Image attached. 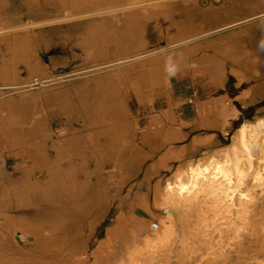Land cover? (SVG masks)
Returning a JSON list of instances; mask_svg holds the SVG:
<instances>
[{
  "label": "rangeland",
  "instance_id": "1",
  "mask_svg": "<svg viewBox=\"0 0 264 264\" xmlns=\"http://www.w3.org/2000/svg\"><path fill=\"white\" fill-rule=\"evenodd\" d=\"M247 4L253 11L247 12ZM6 11H19L21 18ZM52 18L61 21L33 26ZM23 22L29 25L9 28ZM128 27L134 41L127 38ZM119 33L126 37L125 47ZM40 38L47 47L38 44ZM205 54L223 65L224 79L196 72ZM236 59L250 62L248 79L232 72L243 68ZM98 60L109 65L91 68ZM209 64L203 62L205 69ZM36 74L52 83L36 92L27 86ZM149 74L158 78L153 91ZM263 79L264 0H0V222H18L13 242L0 248V264L12 259L27 264L32 258L69 264L82 253L85 264H102L110 261L112 244L124 230L161 226L167 213L157 188L167 189L170 178L174 188L181 187L189 164L212 160L243 124L264 118V97L249 98ZM190 100L191 108L184 107ZM223 102L238 109L232 127L226 126L229 119H221L222 127L216 122ZM199 110L206 120L201 126L177 117L195 118ZM37 119L39 135L38 121L32 124ZM6 129L20 139L7 138ZM151 130L157 133L150 136L156 140L153 148L146 137ZM121 142L130 147L124 151ZM32 150L43 156L36 159ZM56 163L85 185L76 201L41 199L36 207L17 206L10 188L48 181L49 167ZM77 203L82 208L76 209L92 205L103 215L85 251L68 247L60 229L45 235L40 249L35 238H21L24 217L40 214L32 223L49 229L58 210ZM49 209L55 214L48 217Z\"/></svg>",
  "mask_w": 264,
  "mask_h": 264
},
{
  "label": "bare ground",
  "instance_id": "2",
  "mask_svg": "<svg viewBox=\"0 0 264 264\" xmlns=\"http://www.w3.org/2000/svg\"><path fill=\"white\" fill-rule=\"evenodd\" d=\"M247 9V12L253 11L251 7ZM17 13L4 12L10 18H21ZM73 17H76V14L66 16ZM59 21L61 18H52L35 22L33 26L37 28ZM28 25L29 23L23 22L9 28H23ZM134 34L128 27L126 35L130 41H134L132 37ZM118 42L120 47H125L126 37L119 33ZM38 44L44 47L48 45L45 39L41 38ZM152 54L150 52L147 55ZM205 56L198 58L195 64L198 68L196 72L203 69L212 75L219 74L218 78L224 79L226 73L223 65L210 54ZM236 60L244 69L232 68V72L240 79H248L245 77L246 71L253 68L250 62ZM36 61L38 65L45 66L38 57ZM203 62L211 65L205 69ZM95 63L98 64L91 68L109 65L99 60ZM64 77L60 76L57 82L63 81ZM146 78L152 91L157 88L158 78L152 74ZM51 83L52 81L36 74L27 82V86L37 88L38 92L41 87ZM258 96L264 97V79L255 84L249 98L254 100ZM217 113L220 119L227 120L236 117L238 109L230 102H223ZM168 116L172 120L175 119L172 112H169ZM38 120H34L32 124ZM37 123L40 128L36 129V133L39 135L43 133V129L40 122ZM152 133L157 134L151 130L146 137L153 148L156 146V140L150 137ZM7 138L20 139L16 133L11 134L8 131ZM121 144L124 151L130 147L127 143ZM135 148L136 146L132 144L130 149L136 150ZM196 151L194 146L190 148V152ZM216 154L212 160L200 162L197 166L189 164L184 176L186 180L181 187L174 188V180L170 178L167 189L157 188L159 199L165 204L167 213L161 222L162 225H151L147 230L141 228L124 230L120 239L112 244L110 261L104 260L102 264H264V118L243 124L232 136L231 144L214 151V155ZM32 155L36 159L43 156L35 150H32ZM49 172L51 177L48 181L25 183L20 187L12 186L8 195L14 199L17 206L28 203L36 207L43 201L41 199L48 202L56 200L57 203L76 201L79 189L85 188V185L76 181L74 177L73 180L68 171L59 167L57 163L49 167ZM2 187L5 185L2 184ZM92 196L88 197L89 201H92ZM143 198L146 202V194H143ZM76 207L82 208L77 203L70 207L69 211L58 210L56 214H59V217L49 229L35 228L32 221L41 218L39 213H35L39 215H34L33 218L24 217L25 220L20 221L21 238L26 241L31 237L35 238L36 248L40 249L42 238L52 230L60 229L68 238V247L74 251H85L88 237L103 215L99 209H95L94 212L92 205L89 207L90 211L87 208L80 210ZM38 209L41 210L40 207L35 208ZM53 213L55 214L53 209H49L47 216ZM17 224L18 222L11 220H8L7 224L0 222V248L5 243L13 242ZM85 257L84 253L76 255L70 259L69 264H85L83 260ZM33 259L27 264H54L48 260ZM19 261L22 262L20 259H12L8 264H17Z\"/></svg>",
  "mask_w": 264,
  "mask_h": 264
},
{
  "label": "crops",
  "instance_id": "3",
  "mask_svg": "<svg viewBox=\"0 0 264 264\" xmlns=\"http://www.w3.org/2000/svg\"><path fill=\"white\" fill-rule=\"evenodd\" d=\"M223 85H225V84H223ZM255 86V85H254ZM254 86L252 87V89H251V91L253 92V90H254ZM247 91V90H246ZM251 92V93H252ZM245 94V91H244V93H241V95H239V96H243ZM191 100H190V102H187V103H185L184 104V107H189V108H191ZM197 109H200V106H198V108ZM196 114V113H195ZM193 116L194 115H191V116H186V115H183V117L180 115V114H178L177 115V117L180 119V121L182 122V123H184V124H189L188 126H192V127H196V126H198V125H204V124H206V120H204L203 118H202V116H201V113H200V110L199 111H197V115L195 116V118H193ZM239 117V115H236V117H232V118H230L229 120H228V124L226 125L227 127H232L233 125V123H234V121L235 120H237V118ZM186 118L187 119H189V120H186ZM157 119H153L152 121H156ZM214 120V119H213ZM216 122H219L220 123V127H222V123H221V119L219 120V119H216ZM216 122L215 121H213V123H215L216 124ZM182 123H179V126H182V127H184L183 125L184 124H182ZM133 124V123H132ZM186 126V125H185Z\"/></svg>",
  "mask_w": 264,
  "mask_h": 264
}]
</instances>
